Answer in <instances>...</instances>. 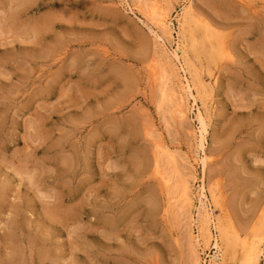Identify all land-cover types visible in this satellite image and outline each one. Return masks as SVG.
Here are the masks:
<instances>
[{"label":"rangeland","instance_id":"374dc122","mask_svg":"<svg viewBox=\"0 0 264 264\" xmlns=\"http://www.w3.org/2000/svg\"><path fill=\"white\" fill-rule=\"evenodd\" d=\"M252 263L264 0H0V264Z\"/></svg>","mask_w":264,"mask_h":264},{"label":"bare ground","instance_id":"6f19581e","mask_svg":"<svg viewBox=\"0 0 264 264\" xmlns=\"http://www.w3.org/2000/svg\"><path fill=\"white\" fill-rule=\"evenodd\" d=\"M148 10H146V11H148V16L150 17V20L152 21V23L154 24V25H156L158 28H161L163 31H165L166 33H168V35H169V31H170V25L168 26V18L165 16V15H161L160 13H159V11H158V8H157V5L155 4V3H151V5L150 6H148ZM145 11V10H144ZM194 15V14H193ZM145 16H147V15H145ZM184 20V19H183ZM194 20V19H193ZM180 22V21H179ZM197 23V22H196ZM183 28V27H182ZM151 32V31H150ZM171 33V32H170ZM209 33V32H208ZM212 34V33H211ZM209 36V35H208ZM188 47V46H187ZM186 47V48H187ZM208 48V47H207ZM179 49V48H178ZM166 50V49H165ZM175 50V49H174ZM175 52V51H174ZM174 54V56L176 57V58H178V54H176V53H173ZM182 55V54H181ZM171 60V59H170ZM180 60V59H179ZM168 61V60H167ZM192 61V60H191ZM174 62V61H173ZM172 62V63H173ZM187 63V62H186ZM183 64V63H182ZM173 71V70H172ZM189 71V70H188ZM170 72V71H169ZM190 72V71H189ZM179 75V74H178ZM197 75V74H196ZM185 77V76H184ZM186 81H187V79H186ZM192 86V85H191ZM191 86H190V84L188 83V81L186 82V84H185V87H186V92L185 93H187L188 94V96L187 97H191L192 99H194V95H193V93H192V88H191ZM203 89V88H202ZM204 90V89H203ZM205 91V90H204ZM174 93V92H173ZM172 96V95H171ZM181 96V95H180ZM180 96H178V97H180ZM183 96V95H182ZM181 98V97H180ZM178 99V98H177ZM184 100V99H183ZM183 100H181V99H179L178 101H179V103H178V109H179V113H180V115H183V116H185V114H188V113H186L187 112V110H186V107L184 106V102H183ZM196 101V100H195ZM186 103V102H185ZM176 106H177V104H176ZM198 110V109H197ZM197 119H198V122H199V124H200V137H199V139H198V143H199V145L197 146V147H199V149H200V151H202V153L203 154H205V149H204V147H205V140H206V133H207V128H206V126H207V124H206V122H205V119H204V117L202 116V114L200 113V112H198L197 113ZM201 161H202V165H203V167L205 166V157H203L202 156V159H201ZM202 167V168H203ZM204 169V168H203ZM204 171V170H203ZM203 181V180H202ZM183 187V186H182ZM184 187H186V186H184ZM183 187V188H184ZM187 188V187H186ZM185 189V188H184ZM201 189H202V192L200 193V195H201V198H200V204H201V207H199L198 208V215H197V223H198V226L200 227V231H201V233L198 235V236H194L193 237V240H195V242L197 243V245H199V243H200V236L202 235V233H204V232H206V233H209L210 234V230H209V226H210V224L212 223V218H211V216H210V213L211 212H209L207 209H206V206H205V200H203V199H206L207 200V195H206V193H205V191H204V186L202 185L201 186ZM187 190V189H186ZM185 191V190H184ZM183 191V192H184ZM186 194V193H185ZM184 194V195H185ZM187 196V195H186ZM215 197V196H214ZM210 198H211V196H210ZM211 200V199H210ZM212 202V201H211ZM216 202V201H215ZM209 204V203H208ZM213 204V203H212ZM224 218V217H223ZM214 223H215V221H214ZM213 224V223H212ZM216 224V223H215ZM232 231V230H231ZM212 235V234H211ZM210 236V235H209ZM203 237V236H202ZM210 238V237H209ZM223 238V237H222ZM192 240V242H194ZM204 241V240H203ZM254 242V241H253ZM259 242V240L257 241V243ZM255 243V242H254ZM225 244V243H224ZM262 244V243H261ZM201 245V244H200ZM260 245V244H259ZM192 246H194V245H192ZM200 247V246H199ZM223 247V246H222ZM249 247V246H248ZM254 248H255V246H253ZM196 248V247H195ZM260 248V247H259ZM213 249H216V252L218 251V250H220L219 249V246H218V243H217V241H214V244H213ZM251 249V248H250ZM227 252V251H226ZM253 252V250L251 251V253ZM262 252V251H261ZM261 254V253H260ZM259 254V255H260ZM253 255V254H252ZM254 256V255H253ZM220 257V256H219ZM252 257V256H251ZM257 258V257H256ZM218 260V259H217ZM258 260V259H257ZM257 260H255V262L257 261ZM248 262V261H247ZM196 263H198V262H196ZM253 264V263H252ZM256 264V263H255Z\"/></svg>","mask_w":264,"mask_h":264}]
</instances>
